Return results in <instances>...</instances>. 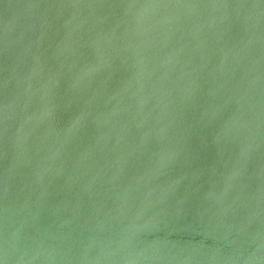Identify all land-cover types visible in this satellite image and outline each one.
<instances>
[{
    "label": "water",
    "instance_id": "1",
    "mask_svg": "<svg viewBox=\"0 0 264 264\" xmlns=\"http://www.w3.org/2000/svg\"><path fill=\"white\" fill-rule=\"evenodd\" d=\"M0 264H264V0H0Z\"/></svg>",
    "mask_w": 264,
    "mask_h": 264
}]
</instances>
